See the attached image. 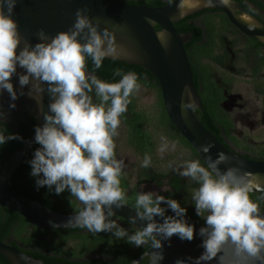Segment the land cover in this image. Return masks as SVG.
Listing matches in <instances>:
<instances>
[{"label":"clouds","instance_id":"clouds-1","mask_svg":"<svg viewBox=\"0 0 264 264\" xmlns=\"http://www.w3.org/2000/svg\"><path fill=\"white\" fill-rule=\"evenodd\" d=\"M186 2L181 0L180 7ZM195 2L192 0L193 7ZM16 4L17 0H0V90H6L12 101L18 98L11 79L19 67L24 70V74H19V85L21 88L30 85L28 95L36 100L41 111L42 94L46 92L50 98L48 111L43 112L44 123L35 128L34 140L40 147L29 161L30 176L36 178V187L47 186L56 195L67 190L82 205L67 220L66 227L87 229L93 234L111 233L135 247L148 245L157 250L152 256L155 264H159L163 259L162 241H170L175 235L181 241L191 242L194 226L185 220L186 208L175 199L153 191L137 193L135 215L129 216L128 221L131 224L139 221L144 226L134 233L129 234L110 219L114 208L121 209L128 203L120 187L126 165L124 159L117 158L114 138L119 136L120 117L127 112L130 97L141 88L134 72L115 69L114 77H120L117 82H105L94 74L104 59L123 52L114 31L107 27L100 29L99 19L93 23L87 15L89 10L79 8L68 31L58 32L49 39L40 29L36 32L40 42L33 45L24 41L20 47L18 24L12 18ZM145 19L149 24L155 23L149 17ZM157 37L167 50L165 33H157ZM89 58L92 72L87 71ZM23 94L21 91L20 95ZM9 107L14 108L15 104ZM179 107L182 116L195 108L187 89L182 93ZM3 115L0 111V116ZM13 139L21 138L0 134V145ZM212 147L209 143L201 145L199 150L209 153ZM175 149L176 142L160 137L157 152L161 157ZM207 160V167L198 160H188L173 168L180 177L198 184L192 191V200L196 215L204 221L198 232L203 252L195 259H187L192 264H207L214 259L217 264H264V215L249 196L253 191L248 179L251 174L237 166L221 170V164H229L223 152L215 160L210 156ZM150 165L151 156L145 154L141 167ZM169 167H173L171 163ZM259 199L264 200V195ZM162 203L174 215L166 216ZM175 264H185V260L177 259Z\"/></svg>","mask_w":264,"mask_h":264},{"label":"flooded vegetation","instance_id":"flooded-vegetation-1","mask_svg":"<svg viewBox=\"0 0 264 264\" xmlns=\"http://www.w3.org/2000/svg\"><path fill=\"white\" fill-rule=\"evenodd\" d=\"M107 1L141 4L137 0ZM155 1L164 4L170 0ZM233 1L264 25V0ZM177 25L183 29L180 32L189 34L183 47L199 100V108L193 110L199 123L230 152L249 159L264 160V42L246 36L227 20L221 10L215 8L202 9L185 16L177 21ZM111 61L113 62L103 61L101 68H119L123 73L134 72L141 85L139 92L130 97L131 103L127 112L120 117L119 136L114 138L117 158L124 159L126 165L120 177V187L128 201L126 206L133 208L138 192L153 191L166 198L175 199L181 207L186 208L185 220L188 224H204L203 219L196 215L192 200V191L198 184L173 171V168L188 160H198L202 166L204 164L166 116L157 81L136 64L115 59ZM87 64L93 67L91 61ZM114 70L111 77L96 76L105 82H117L120 77H114ZM161 136L170 142H176L175 151L170 150L163 157L157 152ZM145 154L151 156V165L148 168L141 167ZM170 163L172 168L169 167ZM35 180V177H24L18 182L20 187L27 188L28 194L25 196L30 197V200H43L52 207L67 210L66 213L75 212L82 207L67 190L56 195L47 186L38 189ZM164 187L168 191H163ZM161 207L166 208V216L174 215L165 204L162 203ZM110 219L130 234L138 229L116 215ZM32 231L33 225L26 224L19 236L25 232L27 237ZM73 231L89 234L86 237L87 242L84 241L85 245L90 244L91 236L98 237L101 234L106 237L105 243L110 245L114 242L126 243V239H116L111 233L93 234L81 228ZM42 238L48 245L42 251L52 255L54 251L50 247L57 241V237L53 233H46ZM13 239L20 248L32 246L38 249L32 241L22 244L18 237ZM69 239H74V244L65 246ZM69 239L60 243L57 248L64 251L72 247L74 253H78L83 241L79 238ZM92 241L94 249L84 259L108 261L112 258L103 241ZM133 248L138 247L129 245V249ZM142 259L146 263L147 258Z\"/></svg>","mask_w":264,"mask_h":264},{"label":"water","instance_id":"water-1","mask_svg":"<svg viewBox=\"0 0 264 264\" xmlns=\"http://www.w3.org/2000/svg\"><path fill=\"white\" fill-rule=\"evenodd\" d=\"M181 0H170L159 6H148L142 4L114 2L107 0H17L12 18L18 24L21 36V45L24 41L30 44L40 42L36 32L42 29L49 39L58 32L68 31L75 21V12L79 8H87V15L93 23L100 21V29L105 27L114 31L118 45L122 46L123 52L110 59L121 60L140 66L150 73L158 83L163 108L169 121L178 133L196 152L205 167L208 166L207 157L216 159L220 152L229 158V164H221V170L229 166H237L242 172L250 173L248 177L253 191L251 193L264 192V160H254L242 157L225 149L216 138L207 131L198 121L193 110H188L186 116H182L179 107L182 93L191 94V100L195 102V108H199L198 96L195 92L191 79L189 63L184 51L183 44L187 41L189 34L178 32L174 23L202 9H219L227 20L246 36L264 42V25L252 15L244 11L233 0H196L192 6V0H187L183 8L180 7ZM183 12L181 15L180 13ZM146 17L155 23L149 24ZM157 26L158 28H154ZM164 32L167 50L158 39L157 33ZM83 42V41H81ZM19 50V49H18ZM88 71V70H87ZM90 72V71H88ZM19 74L24 70L17 67L11 83L17 92L18 98L12 101L6 90H0V122L14 131L20 122H26L25 115L33 118L37 126L44 123L43 112L48 111L50 98L45 92L42 94V110L38 107L35 99L28 95L30 85L23 88L19 85ZM23 95H20V92ZM188 100V96L184 97ZM15 104L10 108V104ZM35 130L30 133L12 153L0 164V207H5L23 217L33 226L49 231H62L74 227H66L67 220L75 212L59 213L43 206L35 200L19 197L11 190V176L19 166L24 153L33 145L40 147L34 140ZM211 143L214 145L209 153H203L199 149L201 145ZM264 215V209L261 210ZM114 215L128 221L129 216H134L135 211L129 206L121 209L114 208ZM158 222L162 219L155 218ZM146 223V222H145ZM131 224V223H130ZM136 228L144 224L137 221L131 224ZM194 226V239L181 241L177 236L171 237L170 241H162L163 259L159 264H175L177 259L185 260V264H192L188 257L193 259L199 257L203 252L200 247L202 238L198 235L199 229L204 224H190ZM157 250L147 248L127 264L139 262L146 257L145 264H155L152 253ZM0 255L8 264H42L41 260L33 258L18 248L0 241ZM207 264H217L216 260Z\"/></svg>","mask_w":264,"mask_h":264},{"label":"trees","instance_id":"trees-1","mask_svg":"<svg viewBox=\"0 0 264 264\" xmlns=\"http://www.w3.org/2000/svg\"><path fill=\"white\" fill-rule=\"evenodd\" d=\"M137 3H141L142 5H148V6H159L162 5L159 2H156L155 0H143L140 2V0L136 1ZM175 29L180 32L183 29L179 28L177 25V22L174 24ZM157 28V26H155ZM186 29V28H185ZM88 61H91V59H87ZM105 62H113L111 59L107 58L104 59ZM140 68V67H138ZM87 70L92 72L93 67H90L87 64ZM114 70V69H113ZM112 69H106V68H100L96 69L94 74L97 76H101L103 78L111 77ZM145 73H147L150 77H153L150 73L147 71L141 69ZM154 78V77H153ZM27 121L26 122H20L17 126V128L12 131L10 128H8L4 123L0 122V134H3L5 136L8 135H17L21 139H13L8 140L6 143L0 145V164L12 153L13 150L16 149V147L30 134L32 133L36 128V122L33 118L25 115ZM37 148L36 145H33L30 147L22 156L19 166L14 170L12 176H11V190L13 193L18 195L22 198L29 199L30 197L25 196V194H28L27 188H22L18 185V182L20 179L24 177H30L31 172V166L29 161L33 158L34 150ZM264 195V192H257V193H249L250 198L253 200V202H256L260 210L264 209V200L259 199ZM35 197V196H34ZM36 198V197H35ZM37 199V198H36ZM39 202H41L44 206L47 208L57 211L59 213H66L67 210L61 209L58 207H52L50 204L44 202L43 200L37 199ZM26 224L32 226L29 224L23 217H21L19 214L5 208L0 207V241H4L21 251H23L25 254L37 258L41 260L42 264H127L130 260H132L135 256H137L139 253L144 251L148 245H145L143 247L133 248L129 249L130 244H119L114 242L113 245L105 243L106 237L105 235L101 234L98 237H92L89 239V245H85L84 241L87 239L86 237L89 234L84 233H75L73 230H77V228H71L67 230H62L63 232L58 231H47L43 229H39L37 227L33 226V231L30 235L27 237L19 234L24 230L26 227ZM48 233H53L54 236L57 237V241L53 244L50 249L54 251L52 255H48L45 252L42 251V249H45V246L42 245L45 241L43 240V236ZM18 237L22 244L27 242H34L37 245V250L32 248V246H27L26 249L20 248L15 244V240L13 238ZM69 238H79L83 241V245L81 246L78 253H74V249L72 247H68L64 251H60L59 247L57 246L60 243H63L66 239ZM98 239L103 241V245L108 246L107 253L111 254V259L108 261L104 260H90L87 261L84 259L85 255L88 254L91 250H93L92 240ZM122 253V254H121ZM145 259H142L139 261V264H144ZM0 264H8V262L0 255Z\"/></svg>","mask_w":264,"mask_h":264},{"label":"rangeland","instance_id":"rangeland-1","mask_svg":"<svg viewBox=\"0 0 264 264\" xmlns=\"http://www.w3.org/2000/svg\"><path fill=\"white\" fill-rule=\"evenodd\" d=\"M129 234H130V232H129ZM22 235L25 236L26 233L24 232V233H22ZM74 241H75L74 239H69L67 241V243L65 244V246H72L74 244ZM42 245L45 247L48 246L47 243H43Z\"/></svg>","mask_w":264,"mask_h":264}]
</instances>
